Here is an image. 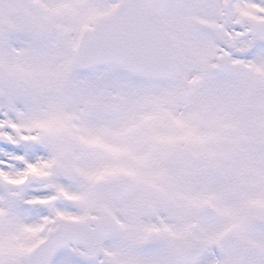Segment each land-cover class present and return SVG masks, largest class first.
<instances>
[{"label":"snow or ice","instance_id":"snow-or-ice-1","mask_svg":"<svg viewBox=\"0 0 264 264\" xmlns=\"http://www.w3.org/2000/svg\"><path fill=\"white\" fill-rule=\"evenodd\" d=\"M0 264H264V0H0Z\"/></svg>","mask_w":264,"mask_h":264}]
</instances>
